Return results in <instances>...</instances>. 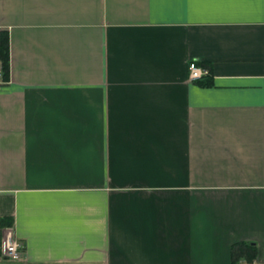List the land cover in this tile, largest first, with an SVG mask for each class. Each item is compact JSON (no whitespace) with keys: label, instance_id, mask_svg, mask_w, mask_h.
Instances as JSON below:
<instances>
[{"label":"crops","instance_id":"0c3cea01","mask_svg":"<svg viewBox=\"0 0 264 264\" xmlns=\"http://www.w3.org/2000/svg\"><path fill=\"white\" fill-rule=\"evenodd\" d=\"M0 30V264H264V0H0Z\"/></svg>","mask_w":264,"mask_h":264},{"label":"built area","instance_id":"2783aa9c","mask_svg":"<svg viewBox=\"0 0 264 264\" xmlns=\"http://www.w3.org/2000/svg\"><path fill=\"white\" fill-rule=\"evenodd\" d=\"M209 74V70L196 62L191 61L187 66V79L190 82H195L201 79L203 76ZM6 80L2 78L1 66H0V87ZM0 251L3 258L7 260H19L22 257V244L14 236V233L10 230L4 232L0 243ZM250 264V263H243Z\"/></svg>","mask_w":264,"mask_h":264},{"label":"trees","instance_id":"16d2710c","mask_svg":"<svg viewBox=\"0 0 264 264\" xmlns=\"http://www.w3.org/2000/svg\"><path fill=\"white\" fill-rule=\"evenodd\" d=\"M0 66L2 78L7 81L10 70L9 38L7 30H0ZM240 256L247 261H252L256 256L255 246L246 242L235 243L232 246V263L236 264Z\"/></svg>","mask_w":264,"mask_h":264}]
</instances>
